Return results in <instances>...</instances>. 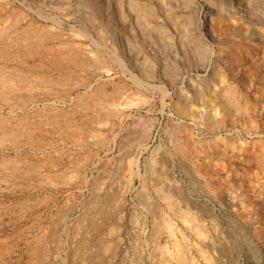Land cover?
I'll return each instance as SVG.
<instances>
[{
	"label": "rangeland",
	"instance_id": "374dc122",
	"mask_svg": "<svg viewBox=\"0 0 264 264\" xmlns=\"http://www.w3.org/2000/svg\"><path fill=\"white\" fill-rule=\"evenodd\" d=\"M0 122V264H264V0H0Z\"/></svg>",
	"mask_w": 264,
	"mask_h": 264
},
{
	"label": "bare ground",
	"instance_id": "6f19581e",
	"mask_svg": "<svg viewBox=\"0 0 264 264\" xmlns=\"http://www.w3.org/2000/svg\"><path fill=\"white\" fill-rule=\"evenodd\" d=\"M44 42H45V41H44ZM31 43H32V42H31ZM41 43H43V41H41ZM49 44H50V43H49ZM44 48H45V47H44ZM42 49H43V48H42ZM58 49H59V48H58ZM51 50H52V49H51ZM53 50H54V48H53ZM59 50H60V49H59ZM64 50H65V47H64ZM41 51H42V50H41ZM44 51H45V50H44ZM49 51H50V48H49ZM49 51H47V52L45 51V54L47 55V53H48ZM54 51H55V50H54ZM56 51H57V50H56ZM50 52H51V51H50ZM50 52L48 53L49 55L53 53V51H52V53H50ZM61 52H62V51H60V55H63ZM63 53H64V52H63ZM53 55H54V54H53ZM60 55H57V57H56V55H55L54 57L59 58L58 56H60ZM43 56L46 58L45 55H42V57H43ZM44 57H43V58H44ZM48 57H49V56H48ZM50 57H51V55H50ZM52 57H53V56H52ZM62 57H63V56H60V59H62ZM45 58H44V59H45ZM66 58H67V57H66ZM57 60H59V59H57ZM63 60H65V57H63ZM44 61H45V60H44ZM48 61H49V60H48ZM60 62H62V61L60 60ZM38 79H39V78H38ZM82 87H83V86H82ZM39 88H40V87H39ZM44 91H45V89H44ZM40 92H41V91H40ZM45 92H46V91H45ZM48 92H49V90H48ZM51 92L53 93V91L50 90V93H51ZM74 93H75V92H74ZM41 94H42V93H41ZM46 95H47V94H46ZM52 95H53V94H52ZM52 95H51V96H52ZM49 96H50V95H49ZM80 100H81V99H80ZM89 100H90V99H89ZM71 102H73V101H71ZM51 104H52V103H51ZM73 104L75 105V103H73ZM90 110H91V109H90ZM92 110H93V109H92ZM97 110H98V109H97ZM92 112H93V111H92ZM95 112H96V111H95ZM41 113H42V112H41ZM83 113H84V112H83ZM56 115H57V114H56ZM55 118H56V117H55ZM59 118H61V117H59ZM4 119H5V118H4ZM46 120H47V118H46ZM53 120H54V119H53ZM57 120H58V119H56V121H57ZM47 121H48V120H47ZM50 121H51V120H50ZM1 122H2V120H1ZM1 122H0V123H1ZM4 122H5V121H4ZM6 122H7V121H6ZM6 122H5V123H6ZM53 122H54V121H53ZM53 122H52L51 124H54V123H55V122H54V123H53ZM48 123H50V122H48ZM17 124H18V123H17ZM19 124H20V123H19ZM19 124H18V125H19ZM38 124H39V123H38ZM46 124H47V123H46ZM51 124H50V125H51ZM2 125H3V124H2ZM5 125H6V124H5ZM5 125L3 126L4 128L0 127V128H2V129H1L2 131H1V132L4 133V134L2 135V139H1V141H0V145H2V144H3L4 142H6V141H8L7 143L9 144V142H10L11 140H14V133H13V130H14V129H13V130H9V129H7V127H6ZM7 125H8V124H7ZM21 125H22V124H20V127H21ZM41 125H42V124H41ZM41 125H40V126H41ZM43 125H44V123H43ZM43 125H42V126H43ZM54 125H55V124H54ZM54 125H53V126H54ZM8 126H9V125H8ZM24 126H25V125H24ZM27 126H28V125H27ZM30 126H31V125H30ZM30 126H29V127H30ZM36 126H37V125H36ZM45 126H47V125H45ZM45 126H44V127H45ZM11 127H12V126H11ZM11 127H10V128H11ZM38 127H39V126H38ZM44 127H43V128H44ZM49 127H50V126H49ZM56 127H57V126H56ZM23 128H25V127H23ZM27 128H28V127H27ZM35 128H36V127H35ZM35 128L33 127V130H34V131H39V130H40V129H38V128H36V129H38V130H36ZM40 128H42V127H40ZM54 128H55V127H54ZM5 129H6V130H5ZM16 129H17V127H16ZM25 129H26V128H25ZM57 129H58V128H57ZM57 129H56V130H57ZM21 130H24V129L21 128ZM28 130H31V129H28ZM14 131H15V130H14ZM18 131H19V130H18ZM18 131H17V132H18ZM24 131L26 132L27 130H24ZM59 131H60V130H59ZM59 131L57 130V132H59ZM29 132H32V131H29ZM39 132H40V131H39ZM54 132H55V131H54ZM26 133H27V132H26ZM41 133H44V132L41 131ZM49 133H50V132L48 131V134H49ZM15 134H16V133H15ZM23 134H25V133H23ZM33 134H34V133H33ZM46 134H47V132H46ZM48 134H47V135H48ZM16 135H18V134H16ZM16 135H15V137H16ZM20 135H21V134H20ZM20 135H18V136H20ZM28 135H29V133H28ZM28 135H26L25 137L27 138ZM51 135H52V134H51ZM51 135H50V137H52ZM54 135H55V133H54ZM54 135H53V136H54ZM56 135H58V134L56 133ZM62 135H64V134H62ZM21 136H22V135H21ZM40 136H41V135H40ZM58 136H59V135H58ZM58 136H57V137H58ZM22 137H23V136H22ZM22 137H21V138H22ZM37 137H38V136H37ZM41 137H42V136H41ZM59 137H61V135H60ZM16 138H18V137H16ZM16 138H15V140H17ZM43 138H44V136H43ZM65 138H67V137H66V136L63 137V139H65ZM38 139H39V138H38ZM63 139H61V141H59V142L62 143V142H63V141H62ZM46 140H47V139H45V141H46ZM55 140H56V139H55ZM59 140H60V139H59ZM19 141H20V140H19ZM40 141H41V140H40ZM51 141H52V140H51ZM21 142H22V140H21ZM21 142H19V143H21ZM23 142H24V141H23ZM42 142H43V141H42ZM42 142H41V144H42ZM49 142H50V141H49ZM55 142H56V141H55ZM1 143H2V144H1ZM15 143H16V141H15ZM34 143H35V142H34ZM34 143H30V144H34ZM43 143H44V142H43ZM46 143L48 144V146H46L47 144H46V145L43 144V146L40 147V151L44 152V151L48 150L47 147H49L50 145H49L48 142H46ZM51 143H52V142H51ZM64 143H65V142H64ZM70 143H71V142H70ZM72 143H74V142H72ZM10 144L12 145V141L10 142ZM10 144H9V145H10ZM26 144H29V143H25V146H26ZM35 144H36V143H35ZM53 144H54V142L52 143V145H53ZM56 144H57V143H56ZM56 144H55V145H56ZM75 144H76V143H75ZM37 145H38V144H37ZM73 145H74V144H73ZM76 145H77V144H76ZM12 146H13V145H12ZM28 146H30V145H28ZM39 146H40V145H39ZM39 146H38V148H39ZM71 146H72V145H71ZM35 147H36V146H35ZM35 147H34V148H35ZM76 147H77V146H76ZM10 148H11V147H10ZM31 148H32V146H31ZM31 148H30V149H31ZM38 148H37V150H38ZM50 148H51V147H50ZM33 152H34V151H33ZM50 152H51V151H50ZM56 152H57V151H56ZM56 152H55V153H56ZM55 153H54V154H55ZM45 154H46V153H45ZM37 155H38V154H37ZM49 155H50V154H49ZM43 156H44V154H43ZM32 157H33V156H32ZM54 157H55V156H54ZM43 158H45V156H44ZM43 158H42V159H43ZM48 159H49V158H48ZM35 160H36V159H35ZM40 160H41V159H40ZM49 160H50V159H49ZM49 160H48V161H49ZM51 160H53V158H52ZM42 161H43V160H42ZM55 161H56V160H55ZM44 163H45V162H44ZM47 163H48V162H47ZM40 164H41V163H40ZM43 165H44V164H43ZM50 165H51V163H50ZM39 166H40V165H39ZM45 166H46V165H45ZM51 167L53 168L52 165L50 166V168H51ZM55 168H56V167H55ZM55 168H53V169H55ZM53 171H54V170H53Z\"/></svg>",
	"mask_w": 264,
	"mask_h": 264
}]
</instances>
